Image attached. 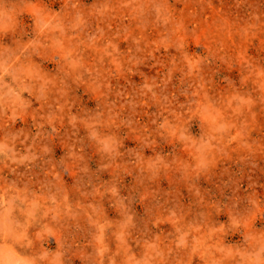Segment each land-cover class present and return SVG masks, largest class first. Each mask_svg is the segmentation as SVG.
I'll return each instance as SVG.
<instances>
[{"label": "rangeland", "instance_id": "obj_1", "mask_svg": "<svg viewBox=\"0 0 264 264\" xmlns=\"http://www.w3.org/2000/svg\"><path fill=\"white\" fill-rule=\"evenodd\" d=\"M0 264H264V0H0Z\"/></svg>", "mask_w": 264, "mask_h": 264}]
</instances>
